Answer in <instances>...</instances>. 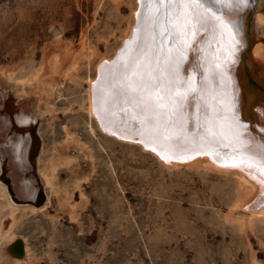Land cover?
Segmentation results:
<instances>
[{
	"label": "rangeland",
	"instance_id": "374dc122",
	"mask_svg": "<svg viewBox=\"0 0 264 264\" xmlns=\"http://www.w3.org/2000/svg\"><path fill=\"white\" fill-rule=\"evenodd\" d=\"M136 3L0 0V76L15 70L28 75L40 66L39 86L49 82L43 95L41 88L30 87L34 93L28 96L38 98L35 109L47 103L49 111L32 119L46 153L31 169L41 189L34 203L38 210L27 209L14 229L31 248L24 264H264V217L244 219L247 195L233 170L223 172L198 162L162 163L152 151L102 131L82 102L97 61L113 58L130 34ZM252 22L253 17L250 35ZM252 44L247 55L258 66ZM88 48L94 51L89 61L84 57ZM70 53L78 56V63L63 76ZM53 54L61 66L51 72ZM21 101L19 108L24 106ZM79 144L88 147L89 156L75 151ZM51 152L61 167H56L59 186L67 161H73L75 173L88 176L65 200L59 191L51 193L44 207L48 187L40 183L39 170H47L45 157ZM9 199L14 206H29ZM3 214L7 227L9 216Z\"/></svg>",
	"mask_w": 264,
	"mask_h": 264
},
{
	"label": "bare ground",
	"instance_id": "6f19581e",
	"mask_svg": "<svg viewBox=\"0 0 264 264\" xmlns=\"http://www.w3.org/2000/svg\"><path fill=\"white\" fill-rule=\"evenodd\" d=\"M258 1L259 0H249V6L236 16L228 15L224 9L216 12L223 21L221 27L224 31L223 34L218 37L219 42L217 43L214 41L208 49L209 63L222 66L225 70V76H217L213 79L209 71L207 87L216 95L222 109L221 115L225 114L227 108L224 97L230 98L233 94L236 95L237 111L240 120L247 125V130H236L240 133V140L243 141V143L232 139V134H229V138L225 139L222 144L211 147L208 145L201 146L199 143H189L177 147L159 138L152 139L147 131L141 129L139 118L137 120L131 119L132 116L136 115V110L133 109L130 104L125 105L122 102L116 103L111 97H106V93L110 90L113 82H122L120 74L123 71V66L128 63L130 57L134 54L136 43L141 36L144 35L141 29V22L146 9L149 7L148 0H137V9L133 13L134 25L130 30V34L122 41L113 58H101L97 61L95 65V78L93 80H87L89 81L87 90H85L87 93L82 99V102L86 104L85 108L88 114L94 117L96 125H98L102 131L126 142L138 144L144 150L152 151L162 163H168L170 166H177L184 163L198 162L223 172L233 170L238 178L240 187L247 195V202L240 200L246 203L244 206L247 209L248 217L246 216L244 219L247 220L264 217V162H260V158L257 155L260 151V145L264 144V132H261V129L264 128V109L258 107L254 121L250 119L246 122L244 121V91L240 86V82L237 81V73H239L238 69L244 47L248 46L249 48L253 43L251 53L254 58H252L258 62H255L258 66L260 64L262 74L264 75V14L257 13V11L264 10V8L257 4ZM224 2L227 3L228 0H224ZM156 6V3L151 5L153 11ZM161 11H163V9ZM173 15H175V13H173ZM252 17L253 29L251 30V40L248 42L247 36H250V34L249 32L247 34V23L250 22ZM233 20H236L239 24L238 33L237 29L232 26ZM189 37L190 33L185 30V38L187 39ZM261 40L263 41L260 42ZM237 41H239V43H237ZM160 43V40L157 39V46H159ZM170 46V42L164 45L165 49ZM81 49H84V45L81 46ZM217 49L219 50L217 51ZM83 52L84 51H82L81 54H83ZM93 55L94 51L88 48L87 52L85 51L84 57L89 61ZM57 57V54H53L51 60L49 59L51 61V72L59 68L60 61L58 62ZM249 57V55H246L245 60L248 66H251L254 63L249 60ZM77 58L78 56L72 57L71 55L70 62L66 64L62 72L63 76H66L71 70L74 71L78 63ZM261 58H263V60L260 61L259 59ZM201 59H203V56H201ZM62 62L67 61L62 60ZM141 62H143V58ZM189 62H193L191 53H189ZM207 67L208 65H206V68ZM184 68L187 69V71H182V76L192 74L193 69L189 66V63H186ZM40 70L41 67L39 66V68L28 75H19L18 71L15 70L13 72H3L0 76L2 77L0 79V94L1 92L5 94V91L9 89V96L17 102L23 100L21 102L24 104L22 108H19V102H16L15 109H12L9 103L5 106H3V104L0 105V242H2L0 243V264H24L31 258V248L26 237L21 236L17 241L21 246L19 255L10 251L9 245L17 238V232L14 230L17 219H20V217L27 212V209L31 212L38 210V208L34 207L35 198L39 199L40 195L38 194V197L36 196L37 185L35 181L38 178V174H34V176L31 169H34L36 163L38 164L39 161L43 160L44 147L43 142H41L37 135L38 148L33 154L35 164L32 166L28 158V149L31 144L28 128L30 121L35 119L33 116H37L44 111H49V106H47L46 103L45 106H43L44 108L37 107V109H35L34 106L38 98L36 97L33 99L28 96L32 92L30 87L41 88L43 95V90H45L46 86H49L48 81H45L46 83L42 82V84H44L42 87L39 86L41 82L38 77L40 75ZM260 70L256 73L257 77L260 80H264V78H262L263 76L259 74ZM58 73L61 74V72ZM113 76H115V81H113ZM194 81L199 83V72L195 73ZM245 86L248 92H254L250 83H247V85L245 84ZM32 93H34V91ZM25 94L28 98H25L26 96L24 97ZM1 96L4 97L3 94H1ZM43 99H45V97ZM122 109H126V112L122 111ZM21 116L26 118L28 122L19 123L18 121ZM189 127L191 130H195L191 125ZM37 132H40V130ZM223 144H227L228 147L225 148ZM80 146H82V144H79L78 147ZM87 148H83L86 149L83 150L80 147L75 151L77 153L78 151H83V154L86 155L88 153L89 156L90 153ZM54 154L55 153H52L45 157L48 162L46 171L45 169H38L41 171V175L39 176L40 183L48 187L47 190L45 189L46 193L44 191L45 196L42 204L44 207L49 204L51 193L59 191V197H63L65 200L72 195L73 190L79 187L82 180L88 176V173L85 172L75 173L73 161H67L64 163L67 170L62 171L64 173L60 174V176H64V183H60L61 185L59 186L56 172L57 168L60 169L61 167L58 166ZM66 154H69V152ZM58 179H60L59 176ZM40 183L39 186L41 187ZM9 195L14 202H23L22 204H29V206H14L9 199ZM239 204L241 203L239 202L237 205ZM4 212H6L10 220L7 227H4ZM239 219H243V217ZM4 253L9 258L6 257Z\"/></svg>",
	"mask_w": 264,
	"mask_h": 264
},
{
	"label": "snow or ice",
	"instance_id": "6c2138e0",
	"mask_svg": "<svg viewBox=\"0 0 264 264\" xmlns=\"http://www.w3.org/2000/svg\"><path fill=\"white\" fill-rule=\"evenodd\" d=\"M153 3L157 5L154 11ZM148 4L141 22L144 35L123 66L122 82H113L106 97L116 103L130 104L136 110L131 119L139 118L141 129L152 139L159 138L177 147L189 143L211 147L222 144L232 134V139L243 143L236 130H247V125L240 120L236 95L224 97L227 108L221 115L217 97L207 87L209 71L213 79L225 76L222 66L209 63L208 49L214 41L219 42L218 37L224 31L223 21L216 12L224 9L228 15L236 16L249 6V0H228L227 3L224 0H148ZM232 26L238 33L236 20ZM185 30L190 33L187 39ZM157 39L161 42L159 46ZM169 42L171 46L165 49L164 45ZM189 53L193 62H189ZM186 63L193 72L182 76V71H187ZM196 72L200 73L199 83L194 81ZM18 122L28 121L21 116ZM257 155L264 162V144L260 145Z\"/></svg>",
	"mask_w": 264,
	"mask_h": 264
},
{
	"label": "water",
	"instance_id": "95a60500",
	"mask_svg": "<svg viewBox=\"0 0 264 264\" xmlns=\"http://www.w3.org/2000/svg\"><path fill=\"white\" fill-rule=\"evenodd\" d=\"M263 1L264 0H262V2ZM247 34H248V30H247ZM247 37H248V42H250L251 35L250 36L248 35ZM247 51H248V46L244 47L243 49L241 62H240L239 69H238L239 73H237V81L240 82V86L244 91L245 115H243V119L245 122L248 121L249 119L254 121L258 107H262L264 109V80H260L257 77L256 73L257 71L260 70L258 66L254 64H252L251 66H248V64L246 63L245 58L247 55ZM247 83L251 84L252 88L254 89V92L250 93L246 90L245 84L247 85ZM5 94H6L5 97H2L0 94V105L3 104V106H5L7 103H9L10 106L11 104L12 106L16 105L15 99L9 96L8 90L6 91ZM12 109H15V108H12ZM33 127L34 125L32 124V121H30V125L28 128V134L31 140V144L28 149V158L32 166L34 165V155L33 154L38 148V138H37L38 136L37 134H35ZM39 190L40 188L37 189V193H36L37 197H38ZM18 240L19 238L17 237L15 241L9 245L10 251H12L16 255H19L20 250H21L20 243L17 242Z\"/></svg>",
	"mask_w": 264,
	"mask_h": 264
}]
</instances>
